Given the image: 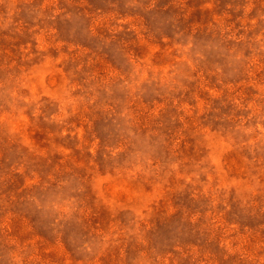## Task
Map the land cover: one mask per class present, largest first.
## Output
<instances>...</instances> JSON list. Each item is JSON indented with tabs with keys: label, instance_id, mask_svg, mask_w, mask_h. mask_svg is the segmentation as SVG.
<instances>
[{
	"label": "rangeland",
	"instance_id": "1",
	"mask_svg": "<svg viewBox=\"0 0 264 264\" xmlns=\"http://www.w3.org/2000/svg\"><path fill=\"white\" fill-rule=\"evenodd\" d=\"M0 264H264V0H0Z\"/></svg>",
	"mask_w": 264,
	"mask_h": 264
}]
</instances>
